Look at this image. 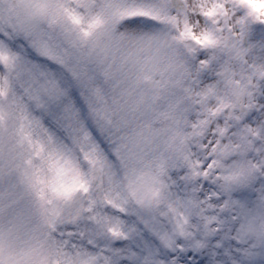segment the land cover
I'll return each mask as SVG.
<instances>
[{
    "label": "snow or ice",
    "instance_id": "obj_1",
    "mask_svg": "<svg viewBox=\"0 0 264 264\" xmlns=\"http://www.w3.org/2000/svg\"><path fill=\"white\" fill-rule=\"evenodd\" d=\"M0 264H264V0H0Z\"/></svg>",
    "mask_w": 264,
    "mask_h": 264
}]
</instances>
